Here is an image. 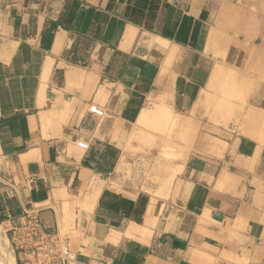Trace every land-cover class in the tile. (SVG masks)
<instances>
[{
  "label": "crops",
  "instance_id": "1",
  "mask_svg": "<svg viewBox=\"0 0 264 264\" xmlns=\"http://www.w3.org/2000/svg\"><path fill=\"white\" fill-rule=\"evenodd\" d=\"M0 226L14 264H264V0H0Z\"/></svg>",
  "mask_w": 264,
  "mask_h": 264
},
{
  "label": "built area",
  "instance_id": "2",
  "mask_svg": "<svg viewBox=\"0 0 264 264\" xmlns=\"http://www.w3.org/2000/svg\"><path fill=\"white\" fill-rule=\"evenodd\" d=\"M90 111H92L94 113H97V114H101L102 113L99 109H97V108H95L93 106L90 107ZM83 146H85V145H83ZM34 226H35V228L38 227L37 225H34ZM36 232H39V231H36ZM34 233H35V230H31L30 235L33 238V240L37 243V245L40 246L41 245L40 244L41 238H40V236H36L35 237ZM21 235H23V238H24V240L22 241V245L21 246L22 247H31L32 246V242H31L32 238L25 237V231L24 230L21 232ZM12 242H13L14 245L17 244V239L15 237H12ZM60 246H61V252H60L59 257H60L61 260H65L66 261V260H70V259L74 258V250H73L69 240H67V239L63 240L62 239L60 241Z\"/></svg>",
  "mask_w": 264,
  "mask_h": 264
},
{
  "label": "rangeland",
  "instance_id": "3",
  "mask_svg": "<svg viewBox=\"0 0 264 264\" xmlns=\"http://www.w3.org/2000/svg\"><path fill=\"white\" fill-rule=\"evenodd\" d=\"M12 246H14L12 237L0 226V264H14Z\"/></svg>",
  "mask_w": 264,
  "mask_h": 264
},
{
  "label": "bare ground",
  "instance_id": "4",
  "mask_svg": "<svg viewBox=\"0 0 264 264\" xmlns=\"http://www.w3.org/2000/svg\"><path fill=\"white\" fill-rule=\"evenodd\" d=\"M9 257V256H8Z\"/></svg>",
  "mask_w": 264,
  "mask_h": 264
}]
</instances>
